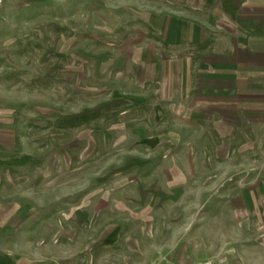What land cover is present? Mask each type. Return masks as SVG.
<instances>
[{
	"label": "rangeland",
	"instance_id": "obj_1",
	"mask_svg": "<svg viewBox=\"0 0 264 264\" xmlns=\"http://www.w3.org/2000/svg\"><path fill=\"white\" fill-rule=\"evenodd\" d=\"M258 40L264 0H0V264H264Z\"/></svg>",
	"mask_w": 264,
	"mask_h": 264
},
{
	"label": "crops",
	"instance_id": "obj_2",
	"mask_svg": "<svg viewBox=\"0 0 264 264\" xmlns=\"http://www.w3.org/2000/svg\"><path fill=\"white\" fill-rule=\"evenodd\" d=\"M256 43H258L257 45H262L260 48L261 49H253L251 51L252 53V60L253 61H257L256 63L259 64L260 60H264V41L262 40H258ZM206 94V92H204ZM205 101V100H204Z\"/></svg>",
	"mask_w": 264,
	"mask_h": 264
}]
</instances>
